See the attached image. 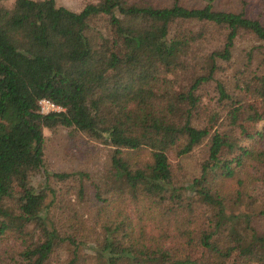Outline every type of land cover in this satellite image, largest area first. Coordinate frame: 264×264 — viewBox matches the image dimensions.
<instances>
[{
	"label": "trees",
	"instance_id": "1",
	"mask_svg": "<svg viewBox=\"0 0 264 264\" xmlns=\"http://www.w3.org/2000/svg\"><path fill=\"white\" fill-rule=\"evenodd\" d=\"M210 30L221 36L220 46L197 50ZM240 32L264 40V20L218 10L212 0L199 7L95 0L79 11L55 0L0 5V201L18 194L15 211L0 208V242L19 241L22 264H49L66 241L72 249L65 264H76L81 245H89L94 264H264V234L252 228L249 214L228 206L249 197L256 181L264 185V149L257 146L264 123L254 132L239 126L253 140L249 146L193 123L203 103L196 91L213 79L218 60H229ZM106 38L110 51L100 52ZM245 56L250 62V52ZM254 79L256 86L245 81L241 90L260 98L263 111L243 119L264 117V71ZM215 87L233 124L243 114V98L232 99L221 82ZM42 98L60 110L40 113ZM58 126L108 148L104 188L89 200L97 236L82 218L53 219L48 210L54 190L46 180H79L83 172L44 171L45 185L30 183L43 164V129ZM204 139L198 176L178 182L168 155H186ZM76 194L82 198L83 184ZM130 203L147 209L150 230L120 208ZM116 204L114 217L108 208ZM171 235L179 243L164 246ZM197 247L204 250L199 262L189 254Z\"/></svg>",
	"mask_w": 264,
	"mask_h": 264
},
{
	"label": "rangeland",
	"instance_id": "2",
	"mask_svg": "<svg viewBox=\"0 0 264 264\" xmlns=\"http://www.w3.org/2000/svg\"><path fill=\"white\" fill-rule=\"evenodd\" d=\"M13 1L2 0L0 1V5L9 7ZM94 1L55 0V4L72 11H79L86 3ZM148 1L159 6L169 5L172 2V0ZM177 1L188 7H199L206 0ZM212 3L218 10L243 11L248 17L264 20V0H212ZM197 27L198 25L195 24L193 29ZM209 34L207 41L198 44L197 47L195 46L197 50L220 46L221 36H218V32L210 30ZM109 44L110 40L107 38L100 40L99 51L108 53L110 51ZM246 52H250L251 54V60L248 63L245 56ZM217 62L219 69L214 73L213 79L201 84L200 88L196 91L201 96L203 103L193 123L208 129L216 128L220 132H227L231 138H239L238 142L241 145L249 146L253 143V140L243 138L244 134L240 133L239 126L242 127L241 130L246 132H254L260 128L264 123V117L256 120L249 118L243 119V117L249 115L254 118L255 114L263 111V102L250 92L243 93L241 87H243L245 81L247 83L249 82L251 86H256L255 75L264 71V40H258L246 32H240L234 40V46L229 60H218ZM216 82H221L224 85L226 92L232 95V99L237 100V94H240V98H243L239 103L242 106L243 114L233 124L230 123L229 107L227 108L225 101L218 100V93L215 87ZM43 135V164L38 171L30 176L31 185L34 188H40L45 185L44 171L83 172L85 176L79 180L77 176L62 181L48 178L46 185L54 190V195L52 198V194L46 190L45 202H48L51 198L54 200V203L48 208L49 213L54 214L53 219H55L56 214H62L67 217H71L74 214L77 218L84 220L90 232L95 230L94 234L97 236L99 233L98 223H95L94 207L89 200L92 201L95 190H102L104 188L103 177L108 167V148L102 143L89 139V137L80 131L63 126H58L53 130L44 128ZM206 141L207 139H204L201 144L194 147L186 155H168L172 164L173 173L178 182L186 185L193 177L198 176L200 163L206 158ZM257 146L264 149V136L257 141ZM253 166L255 165L252 164L248 168V171L254 174L255 168ZM258 167L261 168V165H258ZM80 183L83 184L84 189V194L81 199L76 194V188ZM255 184L256 186L250 193L251 195L242 199V203H229L228 206L235 213L244 211L246 214H249L252 228L256 233L264 234V212L261 213L264 207V185L260 181H256ZM17 195L12 192L11 195L4 197L0 201V208L15 211ZM130 204H120V208L126 212L132 223L139 222L140 220L150 230L152 224L147 218V209H141L138 205ZM115 207L118 208V204L113 208L109 206L108 211L110 215H113ZM192 209L201 213L199 207L194 206ZM117 235L120 237L118 233ZM151 237H155L154 234ZM178 243L177 240L174 241L173 235L164 240V246H176ZM19 248V241L12 237L0 242V264H22L17 254ZM71 249L72 246L68 244V241L61 244L53 253L49 264H65L71 256ZM76 254H78L76 264L95 263L94 254L89 245H81L78 247ZM189 254L196 262H199L202 259V255L204 257V250L198 247L193 248L189 251Z\"/></svg>",
	"mask_w": 264,
	"mask_h": 264
},
{
	"label": "built area",
	"instance_id": "3",
	"mask_svg": "<svg viewBox=\"0 0 264 264\" xmlns=\"http://www.w3.org/2000/svg\"><path fill=\"white\" fill-rule=\"evenodd\" d=\"M39 112L40 113H48L51 111H58L60 107L50 102L48 99L42 98L38 101Z\"/></svg>",
	"mask_w": 264,
	"mask_h": 264
}]
</instances>
